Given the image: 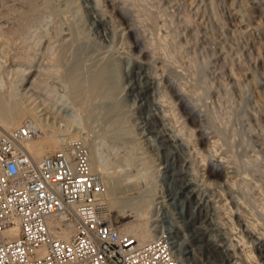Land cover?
Listing matches in <instances>:
<instances>
[{
  "label": "rangeland",
  "instance_id": "374dc122",
  "mask_svg": "<svg viewBox=\"0 0 264 264\" xmlns=\"http://www.w3.org/2000/svg\"><path fill=\"white\" fill-rule=\"evenodd\" d=\"M75 36L105 57L106 92L74 95L60 57ZM0 88L19 127L38 119L48 137L87 138L122 198H150L123 208L129 223L178 231L187 264H264L250 232L264 240V0H0ZM169 165L194 190L185 215Z\"/></svg>",
  "mask_w": 264,
  "mask_h": 264
},
{
  "label": "built area",
  "instance_id": "2783aa9c",
  "mask_svg": "<svg viewBox=\"0 0 264 264\" xmlns=\"http://www.w3.org/2000/svg\"><path fill=\"white\" fill-rule=\"evenodd\" d=\"M24 123L0 137V264H184L165 235L140 242L120 232L80 137L36 159ZM73 222L71 238L50 217Z\"/></svg>",
  "mask_w": 264,
  "mask_h": 264
},
{
  "label": "bare ground",
  "instance_id": "6f19581e",
  "mask_svg": "<svg viewBox=\"0 0 264 264\" xmlns=\"http://www.w3.org/2000/svg\"><path fill=\"white\" fill-rule=\"evenodd\" d=\"M99 20L102 21L103 18L100 17ZM77 35H79V33ZM78 38H79V36H78ZM78 38H77V36H75L74 37L75 40L73 42L71 41L70 44L65 46L64 50H62L63 51L62 57H60V58H63V60L65 61L68 72H69L68 77H70V79H72L73 84H74L75 88L77 89V91H76L77 93L74 95L79 96L84 91L85 92L87 91V93L90 92L91 96H92V93H94V94L104 93L107 90L106 85H105V82H106L105 79H106V74H107L106 72L107 71L104 68V65L106 63V61L104 63V60H106V59L104 57V60H103V57L101 58V56L99 54H97L98 56H100L99 57L100 59H98V56H96V54L94 53L95 52L94 49H92V47L89 48L90 45H89L88 41L83 40L84 38L82 39L81 37H80L81 39L80 38L78 39ZM88 48H89V51H90V49H91V51H93V53H91V54L92 55L95 54V55L92 56L90 54V56H89L88 53H90V52H88ZM97 52H98V50H97ZM88 57L95 59L94 61H96V63L95 62L93 63L92 59L90 58L89 63L91 61V64H89L87 62ZM93 57H95V58H93ZM96 58L98 60H96ZM100 60H102L103 63L98 64L97 62H99ZM231 78L233 79V77H230V79ZM152 80L153 79L148 77L145 80V82L140 86V91H142L143 93L149 92L150 89L152 88V84H153ZM71 86H73V85H71ZM174 91H175V94L178 97V99L180 98L182 100V103L185 105L184 107H187L189 109V111L194 112L196 114V112L194 111V108L190 104L191 102H190V99L188 97L189 93L182 87L174 88ZM90 94H89V96H90ZM79 97H82V96H79ZM84 97H85V95H84ZM86 98H87V96H86ZM82 99H84V98H80L79 101L80 102L83 101ZM87 102L89 103V100H87ZM84 103H85V101H84ZM115 107H116V105H115ZM157 114H158V112H157ZM21 115H22L21 111L17 110L15 107L12 106V104L6 98L5 93L0 88V137L3 134H5L6 132L13 131L17 127H19V125L22 122ZM157 116H162V115L159 114ZM157 116L153 115L152 118H154V119L158 118L159 119V117H157ZM30 121H31V124H33L36 127L37 134L28 140L27 145H28V148L31 151L32 155L36 159H41L45 155L57 150L58 148H62L63 146L67 145L68 142L72 138H75V137L82 138L88 144V146L90 148L92 168L98 175H100V177L104 183L103 197L105 199L106 205L110 211H112L114 209L116 210V213L112 212V216L117 222H121V223H119L120 232L123 234H133L138 238V240L140 242H146V241L156 237V235L153 233V231L150 230L148 227H140V226L131 225L129 223L128 219L126 218L127 213L129 211H125L123 209L125 206H127L129 208L130 207L129 205H134V206L135 205L136 206L142 205V206L148 207V206H150V204H152L150 201V198L149 197H144V198L141 197L142 199L139 198V201L127 200L124 197L122 198V196L118 192V189L112 187V185L109 184V180H108L109 178H108L107 174L103 171L100 172L101 169L98 170V167H97L98 161L96 160V157L94 154V149H93L92 145H90L89 142L87 141V138H85L81 135H78L77 133H73V132H72V134L63 133L61 135H55V136L52 135L51 137H48L45 134L43 127L38 125V119L37 120L36 119L30 120ZM184 129H185V127H184ZM189 131H191V130H189ZM167 134L168 133H166V132H162V138L169 139V134L168 135ZM258 160H259V157L257 156L255 159L249 158L246 163L252 165V164H256L258 162ZM99 166H100V164H99ZM169 166L170 167L168 169V173L170 176V180L172 182L173 181L177 182L176 180H179L178 184L175 182L170 183L169 189H170V192H171L174 199H177L180 195L184 194L183 201H177V204L180 207V212L182 213V215H185V209H184L185 204H186L185 202L186 201H189V202L193 201L192 199L194 197V190L190 187L189 181H185L182 178H179L180 173L176 170V167L174 165H169ZM214 167H215V170L221 174H223L225 172L224 164L222 163V161L214 162ZM188 203H187V205H188ZM193 204H194V201H193ZM115 210H114V212H115ZM189 215H190L191 219H193V221L191 220L192 222L190 223L192 225L191 227H193V229L197 233H199V231L201 233L200 227H198L196 225V222H197L196 219L193 218V217H195V215H194V212L192 210H190ZM198 218L200 219V217H198ZM50 222L52 224H54V226L56 227V230L58 231L57 234L59 236L68 239V238H71L72 235L74 234L75 225L73 222H63V221H61V219H59L56 216H51ZM250 232L252 233V235H254V237L256 236V238L258 239V242L264 246V240L261 239V235H257L254 230H251ZM177 235H178V231H176V230L170 231L167 235L168 237H166V238L168 239V241L172 245L176 256L179 259H181L184 264H187L185 259L182 257V255L180 253L182 251L181 247L176 244L175 237Z\"/></svg>",
  "mask_w": 264,
  "mask_h": 264
}]
</instances>
